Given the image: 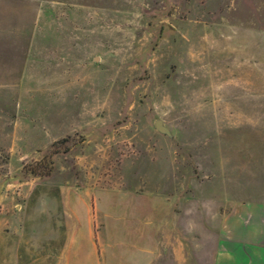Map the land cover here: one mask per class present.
<instances>
[{
    "label": "rangeland",
    "instance_id": "rangeland-1",
    "mask_svg": "<svg viewBox=\"0 0 264 264\" xmlns=\"http://www.w3.org/2000/svg\"><path fill=\"white\" fill-rule=\"evenodd\" d=\"M127 188L264 198V0H0V264H57L63 195Z\"/></svg>",
    "mask_w": 264,
    "mask_h": 264
},
{
    "label": "crops",
    "instance_id": "crops-1",
    "mask_svg": "<svg viewBox=\"0 0 264 264\" xmlns=\"http://www.w3.org/2000/svg\"><path fill=\"white\" fill-rule=\"evenodd\" d=\"M63 197L57 264H264V198L224 206L128 188Z\"/></svg>",
    "mask_w": 264,
    "mask_h": 264
},
{
    "label": "trees",
    "instance_id": "trees-1",
    "mask_svg": "<svg viewBox=\"0 0 264 264\" xmlns=\"http://www.w3.org/2000/svg\"><path fill=\"white\" fill-rule=\"evenodd\" d=\"M53 153L46 155L43 160L30 165L29 170L31 173L40 176H48L53 170Z\"/></svg>",
    "mask_w": 264,
    "mask_h": 264
},
{
    "label": "water",
    "instance_id": "water-1",
    "mask_svg": "<svg viewBox=\"0 0 264 264\" xmlns=\"http://www.w3.org/2000/svg\"><path fill=\"white\" fill-rule=\"evenodd\" d=\"M98 58V57H96ZM156 127L159 131L163 132V133H167L169 134L170 133V130L167 126L164 125L162 119H157L156 120Z\"/></svg>",
    "mask_w": 264,
    "mask_h": 264
}]
</instances>
